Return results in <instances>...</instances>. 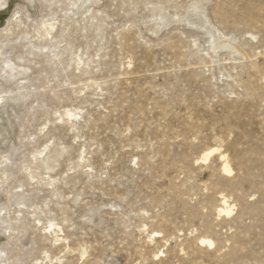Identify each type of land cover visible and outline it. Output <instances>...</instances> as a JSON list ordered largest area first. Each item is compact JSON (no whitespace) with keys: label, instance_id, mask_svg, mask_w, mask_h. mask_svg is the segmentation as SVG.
Segmentation results:
<instances>
[{"label":"rangeland","instance_id":"1","mask_svg":"<svg viewBox=\"0 0 264 264\" xmlns=\"http://www.w3.org/2000/svg\"><path fill=\"white\" fill-rule=\"evenodd\" d=\"M0 264H264V0H0Z\"/></svg>","mask_w":264,"mask_h":264},{"label":"bare ground","instance_id":"2","mask_svg":"<svg viewBox=\"0 0 264 264\" xmlns=\"http://www.w3.org/2000/svg\"><path fill=\"white\" fill-rule=\"evenodd\" d=\"M3 7H5V6H3ZM208 155H209V154H208ZM207 159H208V158H207ZM225 171L228 172V171H229V168H225Z\"/></svg>","mask_w":264,"mask_h":264}]
</instances>
